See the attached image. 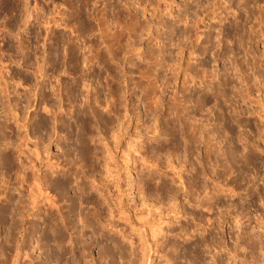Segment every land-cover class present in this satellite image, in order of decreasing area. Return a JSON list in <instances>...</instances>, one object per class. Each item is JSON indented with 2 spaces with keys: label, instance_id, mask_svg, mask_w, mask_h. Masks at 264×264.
<instances>
[{
  "label": "rangeland",
  "instance_id": "374dc122",
  "mask_svg": "<svg viewBox=\"0 0 264 264\" xmlns=\"http://www.w3.org/2000/svg\"><path fill=\"white\" fill-rule=\"evenodd\" d=\"M28 1L0 0V264H144L137 213L146 264H264V0Z\"/></svg>",
  "mask_w": 264,
  "mask_h": 264
},
{
  "label": "bare ground",
  "instance_id": "6f19581e",
  "mask_svg": "<svg viewBox=\"0 0 264 264\" xmlns=\"http://www.w3.org/2000/svg\"><path fill=\"white\" fill-rule=\"evenodd\" d=\"M4 1V0H3ZM28 1V0H27ZM78 1H81L82 2H85L86 0H78ZM157 1V0H156ZM159 1V0H158ZM29 2V1H28ZM160 2V1H159ZM158 2V3H159ZM3 4H6V3H3ZM29 4V3H28ZM27 4V5H28ZM2 6V5H1ZM156 6V5H155ZM17 9V8H16ZM15 10V9H14ZM26 11V14H27V17L30 18L32 16V12L31 10L27 7V9L25 10ZM215 12V11H214ZM184 17V16H183ZM183 19V18H182ZM28 21V20H27ZM26 22V21H25ZM69 40H63V42L66 44V42H68ZM119 47L121 48L120 44H119ZM129 47V46H127ZM159 55V54H158ZM158 57V56H157ZM157 59V58H156ZM157 61H155V66L157 65ZM154 85H151L152 88H153V92H152V96H151V100H152V104L155 103L156 106L159 105L160 102H162V96H158V85H156L155 82H152ZM162 105V104H161ZM121 106V101L119 100V98L115 99L112 104H111V107L109 109V112H114L115 115H118L120 116L122 113L120 112V107ZM160 106V105H159ZM156 108H159V107H156ZM179 106L177 105L175 107V109L178 110ZM48 109V108H47ZM46 109V110H47ZM159 111V110H158ZM121 113V114H120ZM121 117V116H120ZM173 136V135H172ZM95 146V145H94ZM165 146V145H164ZM96 150L98 149L95 148ZM32 150V149H31ZM38 150V149H37ZM95 150V151H96ZM218 150H219V147L218 145L215 143L213 144L212 142L210 143V145L208 146V156L210 158L211 161H213L214 159L217 160L218 158ZM167 152V151H166ZM97 153V152H96ZM157 153V152H156ZM31 154V153H30ZM40 154L39 151H34V153L32 152L31 156L33 158V162L34 164L32 163L31 166L32 168L36 167V162H37V159L39 160L40 158ZM169 154V153H168ZM157 155V154H156ZM168 156V155H167ZM30 166V165H29ZM29 168L26 164H25V168ZM31 169V167H30ZM177 169V168H176ZM181 169L178 171H176L175 173L178 174L179 173V177L181 179H183V176L181 175ZM201 174V173H200ZM164 175V174H163ZM199 175V172L197 171L196 172V176ZM195 176V177H196ZM198 177V176H197ZM39 187H38V190L33 192V191H30L32 192V194L30 195L31 196V203L34 204V206H36V203H37V200L39 199L40 195H42L43 192L41 187H40V184L38 183ZM32 190V189H31ZM214 190L217 191V193H219L221 191L220 188L218 187H214ZM216 194V192H215ZM162 195V194H161ZM136 214V213H135ZM130 215V214H129ZM127 215V216H129ZM132 218L129 217L130 221H132V223L136 224V225H139L138 227H140V229H138V234H137V240L136 242L138 243V248H140V253H142L141 257L143 258V256L146 258L145 260H143L144 264H146V262H148V258H149V251L152 250V248H155V252L158 251V248H159V238H158V234L159 231L162 230V226H161V223H158L155 221V229H151L150 228V225H151V221H150V217L148 215H143V214H136L134 216H132ZM136 222V223H135ZM260 228V227H259ZM258 228V229H259ZM164 230V229H163ZM255 230V228L253 227V231ZM252 235V234H251ZM255 235V234H254ZM151 245V247L149 246ZM149 246V247H148ZM21 248L22 247H17V253H16V258L14 260V264H17V261L19 260L18 256L20 254V251H21Z\"/></svg>",
  "mask_w": 264,
  "mask_h": 264
}]
</instances>
